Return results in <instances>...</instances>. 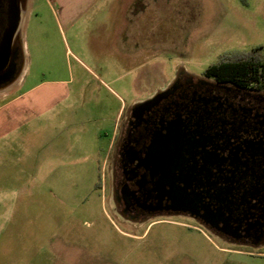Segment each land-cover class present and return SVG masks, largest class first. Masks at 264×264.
I'll list each match as a JSON object with an SVG mask.
<instances>
[{
	"label": "rangeland",
	"instance_id": "obj_1",
	"mask_svg": "<svg viewBox=\"0 0 264 264\" xmlns=\"http://www.w3.org/2000/svg\"><path fill=\"white\" fill-rule=\"evenodd\" d=\"M90 12L69 27L57 4L25 10L26 74L58 98L35 118L28 158L0 164V264H264V243H230L185 215L123 223L111 194L130 107L224 54L264 61V0H100Z\"/></svg>",
	"mask_w": 264,
	"mask_h": 264
},
{
	"label": "flooded vegetation",
	"instance_id": "obj_2",
	"mask_svg": "<svg viewBox=\"0 0 264 264\" xmlns=\"http://www.w3.org/2000/svg\"><path fill=\"white\" fill-rule=\"evenodd\" d=\"M26 7L27 0H0V45ZM20 49L17 29L3 70L9 77ZM174 189L192 202L175 203ZM111 194L113 214L134 227L185 215L230 243H264V89L181 70L128 110Z\"/></svg>",
	"mask_w": 264,
	"mask_h": 264
},
{
	"label": "crops",
	"instance_id": "obj_3",
	"mask_svg": "<svg viewBox=\"0 0 264 264\" xmlns=\"http://www.w3.org/2000/svg\"><path fill=\"white\" fill-rule=\"evenodd\" d=\"M45 1L57 4L60 9V14L55 16L64 21L67 26L73 27L75 21L88 19L91 14L90 10L100 0ZM28 5L29 0H27V8ZM24 13L25 11L21 14L18 27L21 44V61L16 73L11 77L6 74V71L0 73V164L10 163V160H14L15 163H20L28 158V138L29 134H33L35 131L33 128L34 120L47 112L58 98L57 94L53 92H44L43 81L37 80L36 78L28 79L26 74L28 48L22 31L25 21ZM57 20L61 26V20ZM38 23V21H35L36 27L39 26ZM117 136L118 134L116 133L112 137L110 141L111 148ZM2 173L7 175V173ZM9 175L11 174L9 173L7 176ZM3 179L4 185L1 190H10L11 183L8 181L9 179ZM16 179L21 180L20 175Z\"/></svg>",
	"mask_w": 264,
	"mask_h": 264
},
{
	"label": "trees",
	"instance_id": "obj_4",
	"mask_svg": "<svg viewBox=\"0 0 264 264\" xmlns=\"http://www.w3.org/2000/svg\"><path fill=\"white\" fill-rule=\"evenodd\" d=\"M203 74L232 82L242 88L264 89V61L256 57L255 51L224 54L217 63L207 67Z\"/></svg>",
	"mask_w": 264,
	"mask_h": 264
},
{
	"label": "water",
	"instance_id": "obj_5",
	"mask_svg": "<svg viewBox=\"0 0 264 264\" xmlns=\"http://www.w3.org/2000/svg\"><path fill=\"white\" fill-rule=\"evenodd\" d=\"M19 23H20V12L17 11L15 13L14 26L11 28L10 31L7 32L5 40L0 45V73L3 72L11 57V40L19 27ZM173 192H174L173 200L175 203L188 204L189 202H192V199L183 197L180 191H176L174 189Z\"/></svg>",
	"mask_w": 264,
	"mask_h": 264
}]
</instances>
